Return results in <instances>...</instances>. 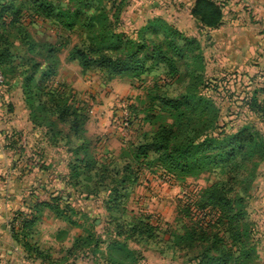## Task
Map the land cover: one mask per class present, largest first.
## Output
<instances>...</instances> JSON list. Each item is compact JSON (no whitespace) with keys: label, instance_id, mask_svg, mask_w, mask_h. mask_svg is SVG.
Here are the masks:
<instances>
[{"label":"rangeland","instance_id":"1","mask_svg":"<svg viewBox=\"0 0 264 264\" xmlns=\"http://www.w3.org/2000/svg\"><path fill=\"white\" fill-rule=\"evenodd\" d=\"M46 1L55 8L48 18L34 13L29 0H14L21 12L20 22L33 42L47 44L42 52L48 46L53 50L47 59L37 50L38 46L34 53H28L24 45L12 39L15 55L38 63L31 86L34 91L23 87L21 76L0 72V85H17L20 91L13 99H20L22 108L28 111V132L38 131L32 143L46 146L38 154L43 168L35 181L45 187L48 179H58L40 189L47 194L55 188L57 195L49 202H45L44 193L36 197V213L31 216L34 227L18 238L22 246L29 243L38 249L42 258L24 251L20 257L15 256L17 264H195L194 258L200 261L208 244L192 240L193 230L204 232L206 238L214 237L225 253L232 251L237 260L228 264H264L263 231L258 225L260 220L253 217L255 204L251 202L255 182L264 173V123L245 117L244 113L233 115L237 104L231 97L236 90L241 97L257 95L260 101L264 100V0H212L219 6L224 4L223 24L209 32L201 30L189 13V5L195 0ZM98 3L106 13L108 25L114 27L117 16L115 32L136 40L133 33L145 27L148 39L172 38L177 45L170 55L176 59L178 71L169 74L166 66L155 63L150 51L146 52L147 58L140 56L145 62L143 69L134 73L113 74L97 65L80 66L71 53L73 48L89 46L93 34L83 26L86 16L100 13L93 8ZM66 12H79L80 16L69 17ZM153 20H157L156 24L147 27ZM123 48V42L104 40L102 52L119 57ZM199 75L201 86L208 83V89L222 80V85H226L225 93L219 88L218 93L205 88L199 91L210 106L208 117L222 116L232 134L246 128L253 144L245 147V155L238 152L229 163L214 166L201 161L185 172L170 173L156 155L137 152V156L135 148L144 143V135L160 127L173 128L177 122L158 98L177 100L180 110L187 112L193 102L187 98ZM29 99H33V106L44 104L48 109L67 104L74 111L67 120H76V131L55 117L50 119L38 106L35 110L29 108ZM6 110L4 106L3 113L7 114ZM33 113L42 125L32 123ZM48 121L53 124L49 126ZM18 133L7 136L14 142L28 138L26 133ZM80 147L96 166L110 163L120 169L127 164L134 171L135 182L125 185L115 207L107 204L113 200L109 188L96 187L91 173L70 178L73 160L84 157V152L74 154ZM58 172L65 173V185L59 181L64 175ZM213 185L223 187L230 215L236 219L229 220L227 207L225 211L199 207L203 204V191ZM53 218L60 221V227L48 226ZM138 223L145 226L141 227V234L132 235L130 228ZM48 230L53 237L46 239L43 233L48 234ZM33 233L36 239L30 242L27 236ZM236 233L243 234L242 244L235 243ZM245 253L249 254L247 258Z\"/></svg>","mask_w":264,"mask_h":264},{"label":"trees","instance_id":"2","mask_svg":"<svg viewBox=\"0 0 264 264\" xmlns=\"http://www.w3.org/2000/svg\"><path fill=\"white\" fill-rule=\"evenodd\" d=\"M32 8V11L36 13L39 17L48 18L54 11V7L50 5L46 0H29L28 2ZM222 5L215 4L212 0H195L191 6L189 13L191 17L198 23L201 30L207 32L212 30H217L223 24V10ZM94 10L100 12L98 14H91L86 16V25L83 26L88 29V32L93 34V37L89 41V46L84 45L83 49L73 48L72 56L78 60L80 66L86 68L90 65H97L100 69L106 71H111L115 73L123 72H136L142 70L144 63L140 60V56L147 58V51H150L151 58L154 59L155 63L163 64L168 68L169 74L173 75L178 71L177 62L170 53L173 49L176 50V45L172 38L165 36L162 41H154L145 37L146 28H141L133 34L136 35V40H132L126 33L115 32L113 29L116 28L117 16L114 17V27L106 23V13L103 11V7L100 3L93 6ZM102 9V11H101ZM119 10V8H118ZM69 17L77 18L80 16L79 12H66ZM116 13V12H115ZM61 11L58 15L60 16ZM21 12L16 7L14 0H0V72L5 76H21L24 79L23 87L25 89H30L29 91H34L31 89L33 79L35 77L36 69L38 68V63L33 58H19L15 55L12 48V39L18 41L20 44L26 47L28 53H34L35 47L38 46L40 53H43L47 59L51 58L53 50L48 46L45 52H42L47 44L37 45L33 42L32 38L26 32L23 24L20 22ZM57 15V17H58ZM157 20L149 21L147 27L156 24ZM168 31H172L168 29ZM14 35V36H13ZM177 38L182 39V36L176 34ZM115 39L116 43L123 42L124 53L119 57H110L108 54L103 53L104 40ZM186 41V40H185ZM165 45V46H164ZM166 47V49H164ZM38 54V53H37ZM179 58H177L178 60ZM199 77V79H198ZM195 77V84L193 85V92L188 100H193L191 107L187 112L180 110V104L177 100H166L164 98H158L160 104L168 111L172 112L176 116V124L173 128L160 127L157 131L143 136L144 143L135 148V152L139 153H152L156 155L157 159L160 161L162 167L170 173L185 172L189 168L196 167L201 161H207L208 165L217 166L221 163H229L234 156L239 152L242 155L247 153L246 146L250 147L253 144V137L248 134L246 128L239 129L236 133L232 134L228 132L227 124L224 118L218 116L217 114H208V109L210 106L207 104L204 97L201 96L199 91L203 88L206 90H212L214 93L220 92L218 90L222 89L224 93L226 90L224 88L226 85H222V81L217 86H210L208 89V83L201 86V78L199 75ZM231 94L234 97V104H237L236 111L233 115L245 114V117H251L259 119L264 123V100L260 101L257 95H251L241 97V95H236L237 91ZM248 91L246 90V93ZM264 92V91H263ZM32 94V93H30ZM36 94L33 95L35 97ZM186 99V98H185ZM33 99H29V108H35L38 106L40 111L47 114L50 119L54 118L62 124H67L70 130L76 131V120H67L68 114H73L74 111L70 109L67 104L64 103L62 107L55 106L54 108H45L44 104H37L33 106ZM190 103V102H189ZM218 112V111H217ZM230 114V115H232ZM251 115V116H250ZM32 123L35 126L42 125L39 122V117L32 115ZM209 116V117H208ZM48 125H52V121L47 122ZM84 152V157L82 159L76 158L73 160L71 165V176H78L80 173L84 175H89L95 180L96 187H107L109 188L111 202H107L110 207H115V202L119 198L120 193L126 184H133L135 178L132 179L134 171L130 169V166L125 164L122 168L118 169L116 165L112 166L110 163H104L96 166V162L89 158L86 150L82 147L75 150L74 154ZM239 154V155H240ZM138 156V155H137ZM238 167V166H237ZM73 176V177H72ZM76 184V182H75ZM74 184V185H75ZM251 184V179L248 182V186ZM248 187L243 191L247 192ZM200 208L204 206H212L220 210L227 207L228 213L226 214L229 220L233 219L234 216L230 215L229 200L225 197L223 193V187L220 185L210 186L208 189L204 190L201 196ZM203 205V206H202ZM110 207H107L110 209ZM223 212V211H222ZM237 217V216H236ZM236 219V218H235ZM19 223V229L15 230V226H11V233L14 239L19 240V235L29 228L31 223V216H25L18 213L16 218H14L13 223ZM142 223L132 224L131 232L132 235L141 234V227L138 226ZM13 225V224H12ZM245 235V234H244ZM204 232L197 233L192 231L190 233V238L192 240H197L201 244H208L207 250H204L203 256L200 257V261L194 258L195 264H228L230 262H235L237 257H234L233 252L225 253L222 250L220 242L214 237L206 238ZM234 240L235 243L242 244L240 238H243V234L239 235L236 233ZM240 242V243H239ZM27 254L37 256L42 258V254L29 245L25 243L22 246ZM35 253L37 255H35ZM249 254L245 253L247 258Z\"/></svg>","mask_w":264,"mask_h":264},{"label":"crops","instance_id":"3","mask_svg":"<svg viewBox=\"0 0 264 264\" xmlns=\"http://www.w3.org/2000/svg\"><path fill=\"white\" fill-rule=\"evenodd\" d=\"M192 5L193 2L189 7ZM17 88V85H0V264H17L15 256L20 257L19 255L24 252L20 240L16 241L12 237L11 226L15 216L18 213L33 216L36 213H33L35 199L38 196L41 197L40 194H45V202H49L52 197L57 195L55 188L46 194L40 190L44 186L35 181L36 179L39 180L36 177H39L40 167L43 165V160L38 154L46 146H42L43 143H32L34 134L38 131L33 130V134L28 132L31 126L28 111L22 108L20 99H13V95L18 96L20 92ZM4 106L7 108V114L3 113ZM18 132L26 133L28 138L22 142H14L7 136L9 133L19 134ZM30 136L32 137L30 138ZM62 169L66 172L64 167ZM59 174L64 175L65 173ZM64 178L65 175L59 178V181L61 179L60 183L65 185ZM57 181L56 178H50L46 183L52 185ZM48 184L45 187H49ZM251 202L255 204L253 217L260 220L258 225L261 227L264 236V173L260 174L255 182ZM51 220L52 222L48 226L55 224L60 227L58 219L54 220L53 218ZM32 224L26 231L29 229L32 231V227H34ZM51 232L48 230V234L43 233V236L46 239L52 238L53 233ZM34 234H28V241L36 239Z\"/></svg>","mask_w":264,"mask_h":264},{"label":"built area","instance_id":"4","mask_svg":"<svg viewBox=\"0 0 264 264\" xmlns=\"http://www.w3.org/2000/svg\"><path fill=\"white\" fill-rule=\"evenodd\" d=\"M0 84H1V80H0ZM25 215H26V214H25ZM15 217H16V216H15ZM12 226H18V227H19L20 225H19V223H18V222H15V223H13V225H12Z\"/></svg>","mask_w":264,"mask_h":264}]
</instances>
